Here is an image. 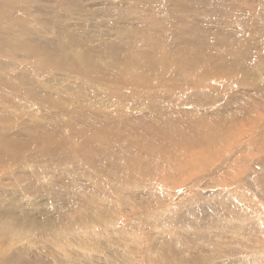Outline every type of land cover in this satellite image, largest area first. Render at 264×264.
<instances>
[{"label": "bare ground", "instance_id": "bare-ground-1", "mask_svg": "<svg viewBox=\"0 0 264 264\" xmlns=\"http://www.w3.org/2000/svg\"><path fill=\"white\" fill-rule=\"evenodd\" d=\"M0 264H264V0H0Z\"/></svg>", "mask_w": 264, "mask_h": 264}]
</instances>
